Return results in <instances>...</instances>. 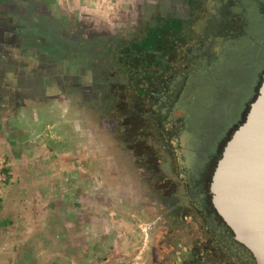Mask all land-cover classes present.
Here are the masks:
<instances>
[{"label": "flooded vegetation", "instance_id": "1", "mask_svg": "<svg viewBox=\"0 0 264 264\" xmlns=\"http://www.w3.org/2000/svg\"><path fill=\"white\" fill-rule=\"evenodd\" d=\"M260 1L252 5L258 15ZM240 6L239 0H107L87 10L70 0H0L6 37L0 47L12 68L0 94L25 109L58 104L72 117L105 191L146 226L139 240L148 246L145 264H257L216 211L210 184L264 74V40L254 42L241 80L227 89L234 105L227 103L201 137L184 140L185 130L164 124L181 109L173 97L189 92L184 66L220 46L224 24ZM254 32L264 34V25ZM149 33L153 53L123 51ZM130 57H146L153 79L135 67L128 74Z\"/></svg>", "mask_w": 264, "mask_h": 264}, {"label": "rangeland", "instance_id": "2", "mask_svg": "<svg viewBox=\"0 0 264 264\" xmlns=\"http://www.w3.org/2000/svg\"><path fill=\"white\" fill-rule=\"evenodd\" d=\"M239 3L244 10L243 4L246 5L247 0H239ZM243 10L235 14L242 17ZM250 20V24L254 22V18L250 17ZM251 31L254 32L253 29ZM252 33L228 40L226 43L223 41L221 46L225 45L224 54L221 51L212 66L203 70L198 77H194L200 79L194 82L197 88L187 94L181 108L185 119L184 140L201 137V133L205 132V129L202 131L203 122L208 121L204 117L216 101L220 102L216 91L222 80L229 78L223 76L232 72L236 61L235 46L250 41L255 32L253 35ZM5 39V36L0 37V41ZM0 54H3L0 55V88H6L12 78L7 77L12 70L11 57L1 47ZM210 96L216 101L210 99ZM227 103V100L220 102L216 109L218 116L227 108ZM0 113H4L8 119L10 136L18 139L25 137L22 150H25L30 159H37V164L49 173L60 171V206L64 214L76 220L80 236L88 232L96 241H101L97 248L99 250L94 254V261L89 264H145L144 252L148 246L146 243L140 244L139 240L146 226L133 221L131 213L123 210L122 204L105 191L104 180L98 174L90 147L77 130L72 117L65 114L58 104L23 109L18 107L17 101L9 102ZM38 155L41 156L40 159ZM5 165L4 158H1L0 171H4Z\"/></svg>", "mask_w": 264, "mask_h": 264}, {"label": "crops", "instance_id": "3", "mask_svg": "<svg viewBox=\"0 0 264 264\" xmlns=\"http://www.w3.org/2000/svg\"><path fill=\"white\" fill-rule=\"evenodd\" d=\"M70 1H78L87 10L88 6L107 2ZM9 102L7 95L0 94V111ZM4 115L0 113V159L4 158L6 164L3 171L6 179L0 182V264L93 262L101 241H96L88 232L80 236L76 220L64 214L60 206V171L49 173L37 164V159H30L22 150L25 137L18 139L9 135L11 127Z\"/></svg>", "mask_w": 264, "mask_h": 264}, {"label": "water", "instance_id": "4", "mask_svg": "<svg viewBox=\"0 0 264 264\" xmlns=\"http://www.w3.org/2000/svg\"><path fill=\"white\" fill-rule=\"evenodd\" d=\"M210 196L237 242L264 264V74L215 167Z\"/></svg>", "mask_w": 264, "mask_h": 264}, {"label": "trees", "instance_id": "5", "mask_svg": "<svg viewBox=\"0 0 264 264\" xmlns=\"http://www.w3.org/2000/svg\"><path fill=\"white\" fill-rule=\"evenodd\" d=\"M259 3H261L260 0H247L246 5H244L242 3L244 6L243 7L244 10L241 9V7H240V11L243 10L244 16L241 17V16H238L234 13L233 14L234 19L226 21V23L224 24L225 25L224 31H223V33H221L218 36V39H217V43L219 42L220 46L215 45L216 47H211L207 51L200 53L195 58H193V60L191 62H189L186 66H184L183 69L185 71L186 77L187 76L191 77L190 82H189V88H188L189 92H191L197 88L194 86V82L196 80H200L199 78L195 79L194 77H198L199 74H202L203 70L208 69V67L212 66L213 62L215 60H217L219 55H221V51L224 54L223 47L225 45L221 46L224 42L226 43L228 40H231V39L235 40V39H237L243 35L248 36L250 33H252L251 29H253L255 31L256 25H258V24L264 25V6H263V11L261 12L262 15H258L257 13H254V11H253L252 5H254L256 7ZM250 17L254 18V22L251 24H250V21H251ZM239 24L240 25L242 24L243 28H241L239 26ZM239 29H241V31L236 32ZM252 35H253V33H252ZM261 40L262 41L264 40V34L262 33L261 36L257 37V34L255 33L251 37L250 41L243 43V44L242 43L238 44L239 46H235L236 47V49H235L236 50V53H235L236 61L234 63L232 72H230L229 75L223 76V77H229V78L226 80H222L218 89L216 88L217 89L216 97L220 98V102H222L223 100H227L229 105H232V104L234 105L235 102L232 103L233 97L231 99L230 96H226V95H228L227 89H230L231 85L234 83V80H236V79H238V81L241 80V78H242L241 76L244 72V67L246 66V60L248 58H251L253 55L252 54L253 44L255 41H261ZM154 45H155V42H154L153 33H149L144 38L139 37V38H136L135 40L131 41L128 48H124L123 51L126 53L132 52L136 55L142 54V53L143 54H149V53H153L155 51ZM145 59H146V57H144V60H138V59L135 60V58H133V57L127 58V61L129 63V67L127 69L128 74L132 70V68L135 67L137 70L136 72L138 74H141L140 77H146L148 80L153 79L156 71L153 69V65L151 64V62L146 61L148 59H146V60ZM143 61H146L149 63L147 65H146V63L141 64L140 62H143ZM261 81H262V77L259 81V86L256 90V94H255L254 98L251 100L252 102L255 99V97L257 96ZM187 94L182 98L176 97V96H175V98L173 97L175 109L177 108V106H181V108H182V102H183L184 98L187 97ZM210 99L213 100V97L210 96ZM213 101L215 102L216 100H213ZM220 102L216 101L215 104L212 107H210L209 110L207 111L204 119L207 118L206 121H208V122H203L204 126L202 128V131L205 129V126L209 122H212L215 120V115H217L216 109H217L218 105L220 104ZM193 104H195V102H193ZM244 119L245 118H243L242 121H240V123L237 126H239L244 121ZM169 121L172 122V124H175L174 128L177 129L179 132L185 130V119L183 116L182 109L175 111V112H172V113L169 112L167 114V117L165 116V118H164V124H168ZM233 130H232V132H234Z\"/></svg>", "mask_w": 264, "mask_h": 264}, {"label": "built area", "instance_id": "6", "mask_svg": "<svg viewBox=\"0 0 264 264\" xmlns=\"http://www.w3.org/2000/svg\"><path fill=\"white\" fill-rule=\"evenodd\" d=\"M6 176L3 171H0V182L5 181Z\"/></svg>", "mask_w": 264, "mask_h": 264}]
</instances>
